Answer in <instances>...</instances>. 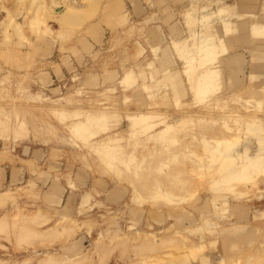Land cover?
I'll use <instances>...</instances> for the list:
<instances>
[{
    "label": "rangeland",
    "instance_id": "obj_1",
    "mask_svg": "<svg viewBox=\"0 0 264 264\" xmlns=\"http://www.w3.org/2000/svg\"><path fill=\"white\" fill-rule=\"evenodd\" d=\"M207 18L197 36L208 35L190 47L181 38L169 45L159 28L156 48L147 50L139 39L150 34L126 0H0V165L26 143L59 147L66 160L113 182L108 196L124 193L119 205L97 202L94 219L78 221L35 210L14 189L0 200V264H264V170L238 178L230 173L241 159L221 161L240 149L264 150L252 134L264 117V84L232 90L244 71L224 70L237 61L206 64L203 50H228L218 35V43L205 40L217 33ZM101 27L100 55L48 83L45 62L89 31L97 39ZM252 28L254 57L264 51V27ZM247 90L263 99L243 98ZM201 193L207 209L226 196H245V204L204 212Z\"/></svg>",
    "mask_w": 264,
    "mask_h": 264
},
{
    "label": "crops",
    "instance_id": "obj_2",
    "mask_svg": "<svg viewBox=\"0 0 264 264\" xmlns=\"http://www.w3.org/2000/svg\"><path fill=\"white\" fill-rule=\"evenodd\" d=\"M126 1L131 6L136 25L144 28L150 34L146 39H139L141 45L143 44L147 50L156 48L155 42L157 38H154L153 35L159 28L164 29L169 45H171L170 43L173 40L177 39L178 41L181 38L183 46L190 47L193 41L197 42L198 37L208 35L200 32L201 35L197 36V29H200L199 26L201 25V16L206 15L208 17L207 21H203L204 23H202L204 25L208 24L217 33L215 34L216 36L212 34V36L205 38V40L217 42L214 40L218 35V37L223 38L225 45L228 46V50L222 54L213 49L203 50V53L208 58L204 61L214 63L213 60L218 58V56L223 58L227 56L226 60L237 61L234 66H229L231 67L229 70L227 68L224 70V72L231 71L233 74H239V72L244 71V77L239 75L241 82L233 85L232 90L236 88H255L261 90L260 88L264 84V82H261L264 79V61L260 60L258 62V60L260 57L264 58V51L260 52V55L255 53L256 56L254 58L253 54H249L248 47H250L249 41L252 37H255L251 31L252 27H264V0ZM222 8L223 12L219 11ZM225 27L230 29V31L226 32ZM95 28L97 31H100L99 25L95 26ZM101 29L103 35L101 33V35L98 34L97 39L93 38L89 34V31V33L76 38L74 46H68L69 49L66 48L62 54H59L56 60L45 62V67L49 69L46 70L49 75V80L47 79L48 83L53 82L54 78H62L66 73L74 71L85 59L93 61L94 57L100 55L102 50L101 44L103 43L102 38L104 37L103 27ZM231 29L235 30L232 31ZM238 40L242 42L240 45L239 43L233 44V42L235 43ZM258 40H264V34H260ZM213 46L217 47V44L214 43ZM182 55L184 58H187L184 62H188L189 64L192 61L191 53L188 52L185 56L183 53ZM246 61L248 63L247 69L244 70L243 66ZM213 63L210 66H213ZM249 63L255 66L254 69H250ZM250 71L256 74L254 77L256 80L254 78L250 81L248 80ZM166 73H169V70ZM103 83V75H101L97 79V85H102ZM260 99H263V95L258 96V100ZM257 123L255 125H258V130L252 129V134L256 135L258 139L262 138L259 141L263 143L264 117L259 116ZM254 146L257 147L256 145ZM241 147L243 145L237 148ZM241 150L245 149H240L238 152ZM256 152H262L264 155L263 148L253 151V153ZM231 156L236 159L238 154H232ZM97 178L94 174L90 175L87 169L77 162L68 161L63 158V151L59 147H49L42 144L31 145V143H26L13 156L11 162L1 163L0 165V189L2 187H8L5 190L9 191L17 189L19 195L22 196L20 200L23 203L28 202L35 210L39 208L41 212H58V214L64 212L69 218L72 217L78 221L88 217L92 218L94 212H98L97 208L100 207L96 204L97 202L104 204L109 209L123 202L124 193L122 191L108 196L109 192L114 188L113 182H109L105 178H101V180H97ZM204 191L207 197L209 195L208 190ZM200 197L201 205L200 207L197 205V209L204 212H216L218 209L217 212H231V205L233 203L239 202L243 205L245 204V196H226L223 198L226 202L221 207L217 209L213 208V203H210V207L207 209L203 205L204 198L202 193ZM8 203H11V201H8ZM225 205L228 208L224 210ZM83 207L85 208L84 210H82ZM102 210L104 209L102 208ZM254 211L261 212L260 209H255ZM245 212H251V210L246 208ZM246 217L238 219L237 222L245 224ZM232 221L230 220L228 224ZM219 240L222 241L221 238ZM220 248V254H225L223 246Z\"/></svg>",
    "mask_w": 264,
    "mask_h": 264
},
{
    "label": "bare ground",
    "instance_id": "obj_3",
    "mask_svg": "<svg viewBox=\"0 0 264 264\" xmlns=\"http://www.w3.org/2000/svg\"><path fill=\"white\" fill-rule=\"evenodd\" d=\"M227 28V27H226ZM206 64H208V66L209 65H211L212 64V62L211 61H207L206 62ZM251 72V74L253 75V78L256 76V74H254L253 73V71H250ZM250 75V74H249ZM254 90H257V89H254ZM254 90H251L250 92H252V91H254ZM239 91V90H238ZM242 91V90H241ZM248 92V93H247ZM249 92V90H247V91H243V93L242 94H240L241 96H243V98H245V95L246 94H248V95H250V94H255V98H253V99H255L256 101L258 100V96H260V95H262V93H261V91H260V93L258 92V91H254V92H252V93H250ZM264 94V93H263ZM248 95H246V96H248ZM259 102V101H258ZM169 125H171L170 123H168V126ZM252 125H253V122H252ZM18 129V128H17ZM20 130V129H19ZM19 130H18V132H19ZM17 131V130H16ZM16 133V132H15ZM16 134H18V133H16ZM21 135V134H20ZM19 135V136H20ZM220 141H223L222 139H220V140H218L217 142H218V144H220V145H222L223 143L222 142H220ZM260 142V141H259ZM222 143V144H221ZM261 143V142H260ZM248 152V150H241L240 152H238V159H241L239 162H238V164H236L232 169H233V173L231 172L230 174H232V175H234V176H236V177H238L239 178V176H240V178L242 177V178H245L250 172H251V170L252 169H254V170H258V171H263L264 170V155L262 154V152H256V153H247ZM221 161H223L226 165L225 166H229V165H232V163L234 162V157L233 156H223V158H221ZM224 176V175H223ZM228 176H230L231 177V175H227L225 178V181L229 184L230 182H228V181H231V180H229V179H231L230 177H228ZM229 178V179H228ZM238 178H236V179H238ZM233 179H234V177H233ZM228 180V181H227ZM235 180V179H234ZM234 180H232V182L234 181ZM231 182V183H232ZM227 184V185H228ZM212 185V184H211ZM230 185H233V184H230ZM225 186V185H224ZM226 187V186H225ZM214 188V187H213ZM217 188V187H216ZM9 192H11V191H9V190H1L0 191V200H2L3 199V197L6 195V194H8ZM11 197V196H10ZM6 198V197H5ZM49 229H47V231H48ZM51 230V229H50ZM53 231V230H52ZM67 231V230H66ZM36 233H38V232H36ZM45 233V235H46V232H44ZM40 234V233H39ZM38 234V235H39ZM47 234H49V232L47 233ZM37 235V234H36ZM44 237V236H43ZM255 255V254H254ZM256 256V255H255ZM249 257H250V255H249ZM246 258H248V256L246 257ZM42 260V259H41ZM248 259H245L244 260V263H246V261H247ZM48 262V261H47ZM249 261H247V263H248ZM49 263V262H48ZM38 264H40L39 262H38Z\"/></svg>",
    "mask_w": 264,
    "mask_h": 264
},
{
    "label": "water",
    "instance_id": "obj_4",
    "mask_svg": "<svg viewBox=\"0 0 264 264\" xmlns=\"http://www.w3.org/2000/svg\"><path fill=\"white\" fill-rule=\"evenodd\" d=\"M52 9H54V10H57V9H59V8H57V7L53 6V8H52Z\"/></svg>",
    "mask_w": 264,
    "mask_h": 264
}]
</instances>
